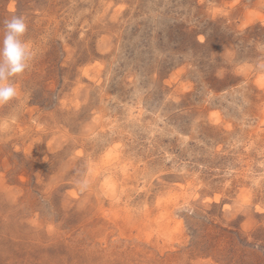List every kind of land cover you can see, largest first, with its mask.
Wrapping results in <instances>:
<instances>
[{"label": "rangeland", "instance_id": "374dc122", "mask_svg": "<svg viewBox=\"0 0 264 264\" xmlns=\"http://www.w3.org/2000/svg\"><path fill=\"white\" fill-rule=\"evenodd\" d=\"M13 16L0 264H264V0H0V39Z\"/></svg>", "mask_w": 264, "mask_h": 264}, {"label": "clouds", "instance_id": "9594fccd", "mask_svg": "<svg viewBox=\"0 0 264 264\" xmlns=\"http://www.w3.org/2000/svg\"><path fill=\"white\" fill-rule=\"evenodd\" d=\"M28 25L22 16L4 22V36L0 39V105L18 97L13 78L22 76L31 66L35 51L24 39Z\"/></svg>", "mask_w": 264, "mask_h": 264}]
</instances>
